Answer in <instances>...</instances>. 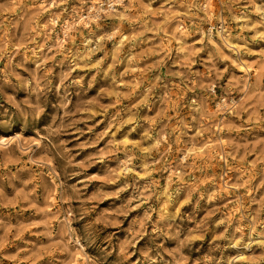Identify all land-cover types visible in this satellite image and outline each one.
<instances>
[{"label": "rangeland", "instance_id": "rangeland-1", "mask_svg": "<svg viewBox=\"0 0 264 264\" xmlns=\"http://www.w3.org/2000/svg\"><path fill=\"white\" fill-rule=\"evenodd\" d=\"M0 264H264V0H0Z\"/></svg>", "mask_w": 264, "mask_h": 264}, {"label": "bare ground", "instance_id": "bare-ground-1", "mask_svg": "<svg viewBox=\"0 0 264 264\" xmlns=\"http://www.w3.org/2000/svg\"><path fill=\"white\" fill-rule=\"evenodd\" d=\"M67 26V25H66ZM245 70H247V68H244ZM247 247V246H246Z\"/></svg>", "mask_w": 264, "mask_h": 264}]
</instances>
